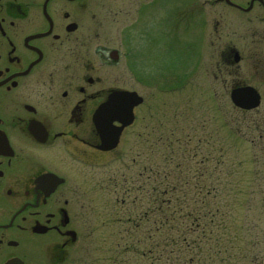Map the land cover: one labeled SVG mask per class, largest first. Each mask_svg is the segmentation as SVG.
I'll list each match as a JSON object with an SVG mask.
<instances>
[{
    "label": "flooded vegetation",
    "instance_id": "flooded-vegetation-1",
    "mask_svg": "<svg viewBox=\"0 0 264 264\" xmlns=\"http://www.w3.org/2000/svg\"><path fill=\"white\" fill-rule=\"evenodd\" d=\"M195 14L209 46L197 70L203 65L221 91H255L257 106L239 110L254 115L252 144L264 151V0H0V264H84L97 220L89 189L106 183L127 194L130 176L105 181L97 171L129 142L137 177L152 178L148 163L171 125L149 100L163 86L159 40L178 43L180 27L188 40ZM248 60L253 77L235 75ZM189 104L172 109L170 139L199 171L211 167L210 124ZM102 133L118 135L114 148L102 145Z\"/></svg>",
    "mask_w": 264,
    "mask_h": 264
},
{
    "label": "rangeland",
    "instance_id": "rangeland-1",
    "mask_svg": "<svg viewBox=\"0 0 264 264\" xmlns=\"http://www.w3.org/2000/svg\"><path fill=\"white\" fill-rule=\"evenodd\" d=\"M194 20L195 30L190 36L193 44L185 40L186 34L182 27L177 33L180 36L178 43L167 42L163 36L159 40L165 62L163 83L166 84L171 75L175 80L181 79L178 83L183 88L174 94L158 89L149 92V95L152 94L149 100L154 102L153 108H163L164 114L169 115L166 121L171 123L170 133L164 132L163 141H157L158 156L153 154V166L150 167L148 163L152 181L150 178L147 181V173L144 177H137L139 166L132 163L135 155L128 150L130 142L123 149L119 160L97 171L105 181L107 177L115 176L117 181L123 176H130L131 186L125 189L127 194L121 192L122 187L116 192L113 185L104 182L99 191L89 189L94 193L90 194V198L95 199L94 213L97 220L93 223L89 239L84 243V264H114L116 260L127 264H147L145 257L140 258L142 252L152 250L153 245L149 244L154 240L160 243L164 234H172L171 231H164L163 235L158 236L161 225L158 223L157 226L155 220L170 215L179 221L180 229L190 227L194 230L191 235L193 242L188 245L190 251L195 246L198 250H195L198 257L194 264H264V260L262 263L256 258L258 253L264 251V151L256 150L252 144L254 115L235 108L229 100L230 92L219 90V82L212 81L203 65L197 70L194 62L199 58L198 52L201 53L202 48L201 42L197 40L202 35L200 29L204 19L195 14ZM208 51L209 46L204 45L203 53ZM202 59L205 60V55ZM248 62L242 64L241 69L234 74L252 78L254 68L246 66ZM196 70L193 80L187 81V84L182 82L183 76ZM167 71L171 72L170 75ZM208 85L211 90L216 89L211 91L210 98ZM208 100V110L200 115L198 108ZM188 101L190 108L195 106L192 112L196 118H209L207 124H210L206 132L211 136V167L199 165V171L198 167L196 169L191 164L192 156L187 148H181L174 138L170 139L174 125L171 111L178 103L188 109ZM183 110L182 107L180 122L184 125L189 113L185 111L182 114ZM224 112L226 127H223ZM157 119V114H154L151 123L156 125ZM220 147L227 149L226 154L220 155ZM165 183L168 186H164ZM172 183L176 187H172ZM170 199L173 201L170 202ZM125 243L129 251L123 252ZM129 245H133L134 251L130 250ZM178 249L181 255L187 252L188 247L179 244ZM158 255H161L160 250Z\"/></svg>",
    "mask_w": 264,
    "mask_h": 264
},
{
    "label": "trees",
    "instance_id": "trees-1",
    "mask_svg": "<svg viewBox=\"0 0 264 264\" xmlns=\"http://www.w3.org/2000/svg\"><path fill=\"white\" fill-rule=\"evenodd\" d=\"M164 186H168L166 183ZM172 187H176L173 183L171 184ZM155 188V187H154ZM163 190H162V195H163ZM169 201V200H168ZM173 201L172 199H170V202ZM168 204V206L170 205V203H166V205ZM176 216V214H175ZM156 224L158 226L161 225V227L158 228L157 234L158 236L163 235V232H172V234H164L162 240L160 239V243H158V241L156 242V240H154L153 242H155L153 244L150 243L149 245H153V249L152 250H148V251H144L142 252V256L140 255L141 259L147 260V264H194L195 258L197 259L198 257V252L195 253V250H197V247L195 246L193 248V251H190L189 246H190V242H193V229H191L190 227L187 228H183L180 229L179 226V221L173 216H166L165 219H161L159 221L155 220ZM179 228H178V227ZM177 229H179V231H177ZM164 232V233H165ZM203 235H205L203 233ZM201 235V236H203ZM185 245L188 247L187 252L185 251V253H182L181 255L179 254V249H178V245ZM128 244L125 243V245L122 246L123 248V252L125 251H129L127 250ZM189 245V246H188ZM130 250L134 251L133 249V245H129ZM160 250V256L158 255V252ZM158 251V252H157ZM198 251V250H197ZM153 252H155V254H153ZM137 252H134V254H136ZM151 255L146 257V255ZM154 255V256H153ZM139 262V260H138ZM197 262H199L197 260ZM114 264H127L126 262L122 261V260H116V263Z\"/></svg>",
    "mask_w": 264,
    "mask_h": 264
},
{
    "label": "water",
    "instance_id": "water-1",
    "mask_svg": "<svg viewBox=\"0 0 264 264\" xmlns=\"http://www.w3.org/2000/svg\"><path fill=\"white\" fill-rule=\"evenodd\" d=\"M232 101L239 107L244 109H251L256 106L258 102V96H256L255 91L251 89L238 90L235 95L231 96ZM134 100V98H133ZM128 105V112L130 111V107L135 104L136 101H133ZM102 142L105 148H111L117 141V138H110L108 135L104 133L101 134Z\"/></svg>",
    "mask_w": 264,
    "mask_h": 264
}]
</instances>
